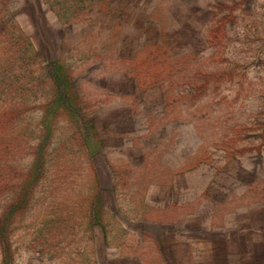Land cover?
Listing matches in <instances>:
<instances>
[{"label": "rangeland", "instance_id": "rangeland-1", "mask_svg": "<svg viewBox=\"0 0 264 264\" xmlns=\"http://www.w3.org/2000/svg\"><path fill=\"white\" fill-rule=\"evenodd\" d=\"M239 1L0 0V264H264Z\"/></svg>", "mask_w": 264, "mask_h": 264}, {"label": "built area", "instance_id": "built-area-1", "mask_svg": "<svg viewBox=\"0 0 264 264\" xmlns=\"http://www.w3.org/2000/svg\"><path fill=\"white\" fill-rule=\"evenodd\" d=\"M231 8L230 6V11L227 13V25L231 27L229 38L236 43L237 46L243 41H249L250 38L254 40L255 37L253 33L256 20L254 15L250 18L249 13L256 10L255 14L259 19L264 21V0H240L237 5L240 15H236V11ZM260 42H262L261 37L257 42L259 44L258 46L261 47L260 50L247 53L248 59H250L249 61H252L249 67L251 70H264V42Z\"/></svg>", "mask_w": 264, "mask_h": 264}, {"label": "trees", "instance_id": "trees-1", "mask_svg": "<svg viewBox=\"0 0 264 264\" xmlns=\"http://www.w3.org/2000/svg\"><path fill=\"white\" fill-rule=\"evenodd\" d=\"M17 89H20L19 86H16V90ZM11 93V89L8 88V87H0V104H2L3 106L6 105L7 103V97L10 95ZM16 95H19L20 96V90L15 93ZM21 104L18 103V101L12 105L10 107L9 105V111H10V114H13V113H19L20 110H21ZM6 118H7V113L6 111L3 109V113L0 114V146L2 148H0V156L2 157L3 155V151H5L6 149V134H5V129H4V125L6 123ZM28 183H26L25 185L27 186ZM26 188V187H25ZM15 208H20V201H17L14 205H13Z\"/></svg>", "mask_w": 264, "mask_h": 264}]
</instances>
